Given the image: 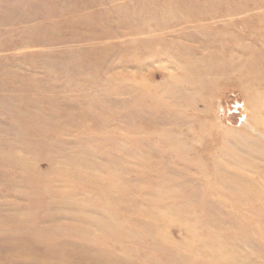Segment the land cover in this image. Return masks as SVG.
I'll return each mask as SVG.
<instances>
[{
	"label": "rangeland",
	"instance_id": "374dc122",
	"mask_svg": "<svg viewBox=\"0 0 264 264\" xmlns=\"http://www.w3.org/2000/svg\"><path fill=\"white\" fill-rule=\"evenodd\" d=\"M0 264H264V0H0Z\"/></svg>",
	"mask_w": 264,
	"mask_h": 264
}]
</instances>
